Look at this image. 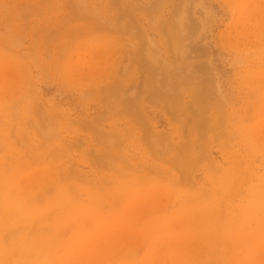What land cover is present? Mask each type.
Returning <instances> with one entry per match:
<instances>
[{
  "label": "rangeland",
  "instance_id": "rangeland-1",
  "mask_svg": "<svg viewBox=\"0 0 264 264\" xmlns=\"http://www.w3.org/2000/svg\"><path fill=\"white\" fill-rule=\"evenodd\" d=\"M0 264H264V0H0Z\"/></svg>",
  "mask_w": 264,
  "mask_h": 264
}]
</instances>
